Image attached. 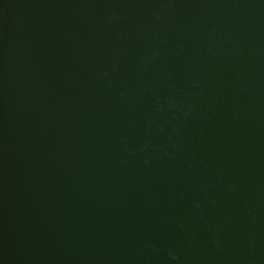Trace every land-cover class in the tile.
<instances>
[{"label":"water","instance_id":"95a60500","mask_svg":"<svg viewBox=\"0 0 264 264\" xmlns=\"http://www.w3.org/2000/svg\"><path fill=\"white\" fill-rule=\"evenodd\" d=\"M0 264H264V0H0Z\"/></svg>","mask_w":264,"mask_h":264}]
</instances>
